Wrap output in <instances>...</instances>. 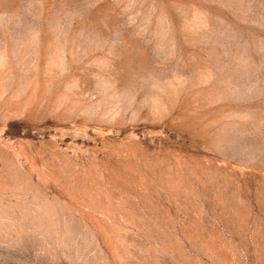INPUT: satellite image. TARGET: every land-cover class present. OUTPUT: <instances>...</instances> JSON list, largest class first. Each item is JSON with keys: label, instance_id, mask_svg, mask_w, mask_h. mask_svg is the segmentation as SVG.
<instances>
[{"label": "rangeland", "instance_id": "374dc122", "mask_svg": "<svg viewBox=\"0 0 264 264\" xmlns=\"http://www.w3.org/2000/svg\"><path fill=\"white\" fill-rule=\"evenodd\" d=\"M0 264H264V0H0Z\"/></svg>", "mask_w": 264, "mask_h": 264}]
</instances>
